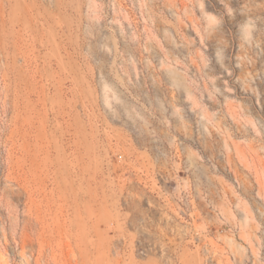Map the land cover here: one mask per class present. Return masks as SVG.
<instances>
[{"label":"rangeland","instance_id":"rangeland-1","mask_svg":"<svg viewBox=\"0 0 264 264\" xmlns=\"http://www.w3.org/2000/svg\"><path fill=\"white\" fill-rule=\"evenodd\" d=\"M0 264H264V0H0Z\"/></svg>","mask_w":264,"mask_h":264}]
</instances>
